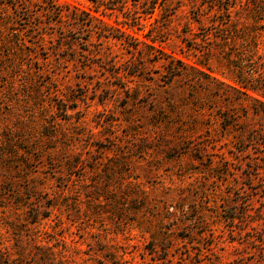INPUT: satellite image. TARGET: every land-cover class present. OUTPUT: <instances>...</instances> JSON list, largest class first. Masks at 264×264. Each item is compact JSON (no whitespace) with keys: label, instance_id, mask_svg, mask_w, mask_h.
Returning a JSON list of instances; mask_svg holds the SVG:
<instances>
[{"label":"rangeland","instance_id":"rangeland-1","mask_svg":"<svg viewBox=\"0 0 264 264\" xmlns=\"http://www.w3.org/2000/svg\"><path fill=\"white\" fill-rule=\"evenodd\" d=\"M56 1L0 0V264H264V0Z\"/></svg>","mask_w":264,"mask_h":264},{"label":"trees","instance_id":"trees-1","mask_svg":"<svg viewBox=\"0 0 264 264\" xmlns=\"http://www.w3.org/2000/svg\"><path fill=\"white\" fill-rule=\"evenodd\" d=\"M90 1H92L94 3H98V4H104V3H102L103 2L102 0H90ZM219 3L221 4L222 2L220 0H214V1L210 2L211 8L213 10L220 12V14L221 13L225 14L226 12H230V9H231L230 5L225 7V6L219 5ZM125 4H126L125 1L118 3V5H121V6H123ZM30 5L31 6L32 5H34V6L39 5L40 8L43 9V12H44L43 16L48 17L51 20V22L61 23V21L63 20L64 17H69V14L66 13V10L64 9V7L59 5L56 0H26V16H28V18H30V23H33L32 22L33 18H39V16L37 14H35V15L33 14L34 11L31 10ZM155 5L156 4L153 5L154 7H152V9H155ZM13 6L18 8L17 5L13 4ZM115 6H117V5H115ZM256 7L261 8V7H259V5L258 6L256 5ZM149 9H151V7H149ZM88 16L90 17V20L88 21V22H90V26L92 28H94L96 25L94 24L93 21L95 19L96 20H98V19L91 16L90 14ZM232 18L230 19L229 22L220 23V25L222 27L227 26L228 28H231V29H237L238 28V26H237L238 19H236L234 21V18L233 19ZM93 24H94V26H93ZM99 25H100V27H97V30H98V33L101 37L108 38L111 34H113L114 31H119V32H121L122 35H126L125 31H121L120 29H115L113 26H111L108 23H105L104 21H100ZM30 27H33V25H31ZM230 38L231 37H229V39ZM255 82H258V81H255ZM260 86H262V85L258 86L257 83L256 84L253 83V85H248V87H246V88H248V90L260 95V97H262V100L254 98L252 96H249L248 94H245V93L244 94L249 98V100H251V102H253L252 103L253 106L251 107V109L253 110V113L256 114L257 116L264 117V87H260ZM254 136H257L258 139L256 137L255 139L250 140V142L252 141L256 144V146L260 149V154H262V156L264 158V129L257 131V133H255ZM260 136L263 137L262 142H257V140H259ZM260 162L262 163V161H260ZM261 163H258L259 164L258 170H261V168H263V167H261Z\"/></svg>","mask_w":264,"mask_h":264}]
</instances>
